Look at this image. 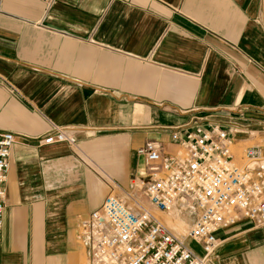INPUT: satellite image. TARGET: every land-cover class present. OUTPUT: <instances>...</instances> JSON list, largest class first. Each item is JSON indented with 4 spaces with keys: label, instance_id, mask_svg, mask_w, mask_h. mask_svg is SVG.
I'll return each instance as SVG.
<instances>
[{
    "label": "crops",
    "instance_id": "1",
    "mask_svg": "<svg viewBox=\"0 0 264 264\" xmlns=\"http://www.w3.org/2000/svg\"><path fill=\"white\" fill-rule=\"evenodd\" d=\"M191 122L264 156V0H0V132L16 137L0 264H88L81 223L146 180L140 147L174 153ZM54 128L76 146L42 144ZM216 239L213 264H264V226Z\"/></svg>",
    "mask_w": 264,
    "mask_h": 264
},
{
    "label": "built area",
    "instance_id": "2",
    "mask_svg": "<svg viewBox=\"0 0 264 264\" xmlns=\"http://www.w3.org/2000/svg\"><path fill=\"white\" fill-rule=\"evenodd\" d=\"M229 131L191 122L173 128L174 153L155 141L140 147L137 155L146 180L121 196L109 194L81 223L88 264H213L217 232L240 220L264 226V156L259 149L248 148L242 165L235 164ZM15 140L14 134L0 132V231ZM41 143L75 147L77 141L68 129L54 128ZM179 211L195 216L184 235L161 217ZM189 243L198 245L201 253Z\"/></svg>",
    "mask_w": 264,
    "mask_h": 264
},
{
    "label": "rangeland",
    "instance_id": "3",
    "mask_svg": "<svg viewBox=\"0 0 264 264\" xmlns=\"http://www.w3.org/2000/svg\"><path fill=\"white\" fill-rule=\"evenodd\" d=\"M177 151V149H174L172 152H176ZM232 154H236L237 156H238V161H234V163L235 164H237V165H242V162H240L239 161V159H240V157L242 156V151H239V152H235L234 151V149H232ZM113 195V194H112ZM174 214H169V215H164V216H161L162 217V220L164 221V222H166V224L170 227V228H172V227H174L176 230H179V231H182L181 233H180V235H184L185 233H186V231H187V229L184 227V226H181L180 224H179V222H177V221H174V220H172V216H173ZM158 216V215H157Z\"/></svg>",
    "mask_w": 264,
    "mask_h": 264
},
{
    "label": "bare ground",
    "instance_id": "4",
    "mask_svg": "<svg viewBox=\"0 0 264 264\" xmlns=\"http://www.w3.org/2000/svg\"><path fill=\"white\" fill-rule=\"evenodd\" d=\"M172 220L177 221V222H180V223L183 222L182 219L179 218V216H178L177 213H174V215L172 216ZM183 224H184V223H183ZM185 228L187 229L188 227H185ZM171 229H172L175 233H177V234H179V235H180V233L182 232V231L176 230L174 227H172ZM186 232H187V231H186ZM185 234H186V233H185Z\"/></svg>",
    "mask_w": 264,
    "mask_h": 264
}]
</instances>
